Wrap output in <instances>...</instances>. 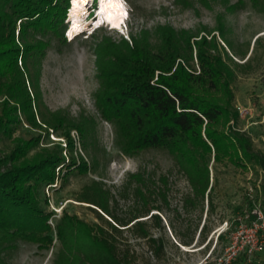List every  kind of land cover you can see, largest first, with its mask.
Here are the masks:
<instances>
[{
  "label": "trees",
  "instance_id": "1",
  "mask_svg": "<svg viewBox=\"0 0 264 264\" xmlns=\"http://www.w3.org/2000/svg\"><path fill=\"white\" fill-rule=\"evenodd\" d=\"M68 8V0H0V140L13 141L8 151L0 148V264H8L3 252L16 247L18 241L51 243V213L42 203L43 199L46 202L43 189L52 187L60 176L87 171V162L72 148L71 130L78 129L83 138L82 123L68 113L50 110L44 103L40 81L48 49L71 46L73 41L67 40L65 30L78 22L86 23L72 7L68 26L64 21ZM155 33L156 42L146 30L133 34L131 43L98 44V112L113 125L117 144L126 153L160 148L174 158L191 187L183 206L199 204L202 211L207 196V210H213L209 199L212 150L215 162L227 159L263 171L264 151L256 148L246 131L236 127L224 131L222 119L236 121L238 110L208 96L219 91L232 96L230 86L236 76L216 37L202 35L192 40L197 35L168 25H158ZM250 58L245 62L250 63ZM24 123L48 134L50 129L61 131L67 148L61 142L38 147L36 136L13 137ZM141 175V171L131 174L127 186L144 206L126 213L116 210L118 198L102 181L84 189L81 201L90 204L98 221H87L65 210L54 228L60 241L55 264H130L133 253L127 243H122L125 231L146 238L157 255L164 252L163 237L154 236L152 226L165 228L159 212L170 203L163 191L165 206L162 202L147 206ZM260 192L264 213V185ZM154 209L159 212H151ZM250 216L255 220L258 214L250 211ZM169 225L177 232L170 216ZM206 228L207 217L198 237ZM191 242L192 238L184 244Z\"/></svg>",
  "mask_w": 264,
  "mask_h": 264
},
{
  "label": "rangeland",
  "instance_id": "2",
  "mask_svg": "<svg viewBox=\"0 0 264 264\" xmlns=\"http://www.w3.org/2000/svg\"><path fill=\"white\" fill-rule=\"evenodd\" d=\"M72 9L75 0H68ZM89 1V0H88ZM122 8L124 20L116 25L104 12L106 0H99L98 20L109 21L92 32L79 34L72 39L71 46H51L43 60L41 89L44 103L50 110H60L82 123L85 134L81 138L78 129L71 130L73 153L87 162L86 172H76L68 177H58L52 187L43 189L42 203L51 213L49 222L53 231L50 244L18 241L16 247L3 252L8 264H55L56 251L60 241L55 224L65 210L87 221H98L87 202L81 201L84 189L95 181H102L117 196L114 207L119 213L143 207L142 200L129 191L127 183L131 174L142 172L140 181L146 193L147 206L163 202L166 193L170 207L159 212L165 228L152 226L153 235L163 237L164 252L155 253L146 238L135 237L131 231L123 233V244H128L133 253L130 264H264V249L256 250L253 243L259 238L264 241V227L252 225L250 211L262 207L260 189L264 185L262 169L245 168L227 161H214V150L210 160V203L213 210H207L208 197L204 208L200 205L183 206V199L191 191L190 183L180 171L174 158L164 149L150 148L136 153H126L116 141L113 125L98 112L97 97L101 86V59L97 54L98 44L111 41L116 44L131 43L133 34L150 31L156 42L155 28L168 25L177 31L194 35L216 37L219 50L236 76L231 82V94L224 91L211 92L209 97L229 103L238 110V119H222V129L231 127L246 131L256 148L264 151V0H113ZM75 6V5H74ZM85 5L80 6L85 11ZM128 9V18H125ZM73 11L67 9L65 23ZM82 14V13H81ZM84 15V12L83 14ZM85 16V15H84ZM80 19V18H79ZM82 19L85 17L82 16ZM78 22L70 27L68 35L87 28ZM120 30H118V29ZM66 36V34H65ZM67 38V36H66ZM67 40H69L67 38ZM195 55V48L193 50ZM227 53V54H225ZM251 55L250 63L246 59ZM198 69L197 59L194 58ZM234 62L240 63L236 67ZM231 97V99H230ZM61 131L49 134L41 128L24 123L13 137H39V146H52L61 142L67 148L65 135ZM205 136V132L203 131ZM13 145L11 138H2L0 148L8 151ZM86 147V149H85ZM65 152V151H64ZM129 192V196L123 194ZM252 209V210H251ZM101 211V210H100ZM107 217V215H105ZM172 218L176 230L169 225ZM207 217V228L199 235V229ZM141 218H147L143 216ZM257 225L260 222L255 221ZM218 231H223L222 238ZM189 245L184 241L191 239ZM209 242L207 246L205 244ZM251 251H250V250Z\"/></svg>",
  "mask_w": 264,
  "mask_h": 264
},
{
  "label": "bare ground",
  "instance_id": "3",
  "mask_svg": "<svg viewBox=\"0 0 264 264\" xmlns=\"http://www.w3.org/2000/svg\"><path fill=\"white\" fill-rule=\"evenodd\" d=\"M87 2H88V0H75L74 1V4H72L73 5V9L74 10H77L79 13H82L83 14V12L84 11H81L79 8H80V6H84L85 5V7H86V4H87ZM99 3V2H98ZM75 5V6H74ZM85 9V8H84ZM99 10H100V6H99ZM125 12H126V15H125V18H126V16H127V14H128V9L127 8H125ZM104 12H107L108 13V15L114 20V23L116 24V25H121L122 24V22H123V20H124V15H123V13H122V8L118 5V4H116L113 0H111V2H110V0H106V3H105V5H104ZM81 14V16H83V17H85L84 15H82ZM98 20V15H97V19H96V21ZM86 21H88V20H86ZM96 21H95V23H94V25H98V24H100V23H108V25L111 27V25H110V23H109V21H106V20H103L102 22H100V23H96ZM90 22V21H89ZM88 27V26H87ZM112 28V27H111ZM118 29V28H117Z\"/></svg>",
  "mask_w": 264,
  "mask_h": 264
},
{
  "label": "built area",
  "instance_id": "4",
  "mask_svg": "<svg viewBox=\"0 0 264 264\" xmlns=\"http://www.w3.org/2000/svg\"><path fill=\"white\" fill-rule=\"evenodd\" d=\"M255 212H257V214H258L257 219H255V221L260 222V225H257V223L255 221H253L252 225H254V227H256V228H257V226H260V227L263 226L264 227V213L262 212L261 209L258 211L256 210ZM222 233H223V231H218L217 238ZM253 246L256 250L264 249V241H259V238H257L256 241L253 243Z\"/></svg>",
  "mask_w": 264,
  "mask_h": 264
},
{
  "label": "snow or ice",
  "instance_id": "5",
  "mask_svg": "<svg viewBox=\"0 0 264 264\" xmlns=\"http://www.w3.org/2000/svg\"><path fill=\"white\" fill-rule=\"evenodd\" d=\"M110 2H111V0H110Z\"/></svg>",
  "mask_w": 264,
  "mask_h": 264
},
{
  "label": "clouds",
  "instance_id": "6",
  "mask_svg": "<svg viewBox=\"0 0 264 264\" xmlns=\"http://www.w3.org/2000/svg\"><path fill=\"white\" fill-rule=\"evenodd\" d=\"M128 18V17H127Z\"/></svg>",
  "mask_w": 264,
  "mask_h": 264
}]
</instances>
